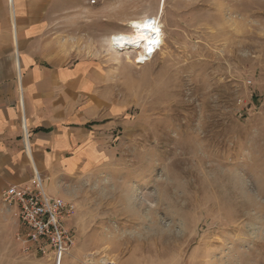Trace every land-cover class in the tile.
Masks as SVG:
<instances>
[{
	"label": "rangeland",
	"instance_id": "1",
	"mask_svg": "<svg viewBox=\"0 0 264 264\" xmlns=\"http://www.w3.org/2000/svg\"><path fill=\"white\" fill-rule=\"evenodd\" d=\"M85 1L63 43L105 70L119 113L89 167L49 185L76 207L70 264H264V0ZM146 17L164 45L137 65L108 40ZM26 234L0 233V264L11 240L13 264H56Z\"/></svg>",
	"mask_w": 264,
	"mask_h": 264
},
{
	"label": "crops",
	"instance_id": "2",
	"mask_svg": "<svg viewBox=\"0 0 264 264\" xmlns=\"http://www.w3.org/2000/svg\"><path fill=\"white\" fill-rule=\"evenodd\" d=\"M78 9L89 6L85 0H0L1 235L22 224L3 202L7 189L30 187L39 177L52 194L49 185L63 174L89 167L119 113L117 101L104 97L105 70L63 43L69 13ZM8 242L14 251L6 263L13 264L24 247ZM21 261L48 264L27 254Z\"/></svg>",
	"mask_w": 264,
	"mask_h": 264
},
{
	"label": "built area",
	"instance_id": "3",
	"mask_svg": "<svg viewBox=\"0 0 264 264\" xmlns=\"http://www.w3.org/2000/svg\"><path fill=\"white\" fill-rule=\"evenodd\" d=\"M91 3L94 5L96 1ZM156 39L155 47L152 45L146 51L148 56H154L163 46ZM3 202L15 211V216L25 228L27 244H32L30 246L36 247L41 254H46L47 250L52 251L55 263L62 264L76 241L75 235L67 226L75 214V205L54 198L39 177L32 181L30 187L8 188L3 194Z\"/></svg>",
	"mask_w": 264,
	"mask_h": 264
},
{
	"label": "bare ground",
	"instance_id": "4",
	"mask_svg": "<svg viewBox=\"0 0 264 264\" xmlns=\"http://www.w3.org/2000/svg\"><path fill=\"white\" fill-rule=\"evenodd\" d=\"M164 5L165 0H162V13ZM128 28H130V32H118L109 38L108 43L110 44L111 49L115 51V53L119 56L122 54H126L129 58L130 53L136 52L138 55L137 63L146 65L157 54V52L156 54H154V56H148L146 54V51L150 49L152 45L153 47H155V38H157L156 40L158 41V43L164 45L162 24L160 20H158V18H154L153 21L151 20V18L146 17L143 20H130ZM160 50H158V52ZM102 264H107V261H102Z\"/></svg>",
	"mask_w": 264,
	"mask_h": 264
}]
</instances>
